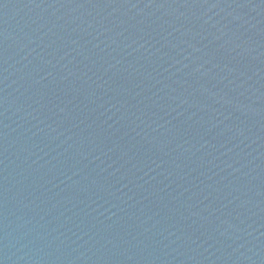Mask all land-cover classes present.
I'll return each mask as SVG.
<instances>
[{"label":"water","instance_id":"obj_1","mask_svg":"<svg viewBox=\"0 0 264 264\" xmlns=\"http://www.w3.org/2000/svg\"><path fill=\"white\" fill-rule=\"evenodd\" d=\"M0 264H264V0H0Z\"/></svg>","mask_w":264,"mask_h":264}]
</instances>
